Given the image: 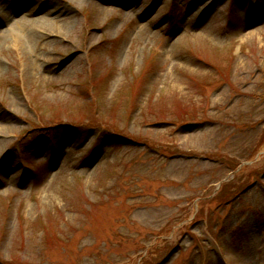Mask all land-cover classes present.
Masks as SVG:
<instances>
[{
    "label": "rangeland",
    "instance_id": "rangeland-1",
    "mask_svg": "<svg viewBox=\"0 0 264 264\" xmlns=\"http://www.w3.org/2000/svg\"><path fill=\"white\" fill-rule=\"evenodd\" d=\"M0 264H264V0H0Z\"/></svg>",
    "mask_w": 264,
    "mask_h": 264
},
{
    "label": "bare ground",
    "instance_id": "bare-ground-1",
    "mask_svg": "<svg viewBox=\"0 0 264 264\" xmlns=\"http://www.w3.org/2000/svg\"><path fill=\"white\" fill-rule=\"evenodd\" d=\"M18 11L19 10H15V12ZM28 11L31 12L30 14H33L35 12L34 8H30ZM60 26L58 25V20L56 18L48 17V15L37 21H32L26 18H20L19 20L14 21L13 27L10 32L6 33H9L8 35H13L14 39L18 42L21 40L26 44H39L44 34L42 33V35L39 36L38 32L45 33L46 30H50V32L52 33H57L60 32ZM6 33L4 36H7Z\"/></svg>",
    "mask_w": 264,
    "mask_h": 264
}]
</instances>
